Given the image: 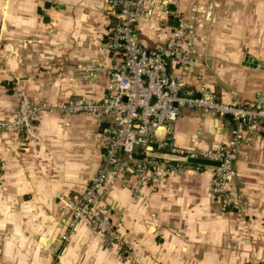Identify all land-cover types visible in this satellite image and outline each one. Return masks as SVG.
<instances>
[{"label": "crops", "instance_id": "1", "mask_svg": "<svg viewBox=\"0 0 264 264\" xmlns=\"http://www.w3.org/2000/svg\"><path fill=\"white\" fill-rule=\"evenodd\" d=\"M108 1L0 0V122L15 117L18 88L34 103L99 98L118 61L102 48L113 22ZM202 1L217 7L211 22L197 26L188 84L205 86L223 104L264 96V0ZM191 2L174 5L187 14ZM175 26L170 19L140 21L136 35L145 46H163ZM227 122L187 110L173 140L189 150L223 146L233 131ZM35 125L37 140L0 129V264H264V130L235 162L232 189L243 213L219 206L211 173L186 172L143 188L137 204L127 190L110 191L98 206L114 234L83 220L63 245L70 215L59 197L82 193L97 173L109 121L42 112Z\"/></svg>", "mask_w": 264, "mask_h": 264}, {"label": "built area", "instance_id": "2", "mask_svg": "<svg viewBox=\"0 0 264 264\" xmlns=\"http://www.w3.org/2000/svg\"><path fill=\"white\" fill-rule=\"evenodd\" d=\"M202 2L192 0L186 14L174 5V0H109L113 22L102 48L118 61L108 68V81L97 99L79 95L56 105L34 103L17 89L15 117L0 122V129L6 132L21 130L27 138L37 140L35 124L42 112L88 114L109 121V133L99 141L103 154L97 173L82 193L59 197L63 213L70 215L67 232L61 238L63 245L83 220L91 222L102 235L114 234L109 217L98 206L110 191L127 190L137 204L144 200L143 188L168 185L172 177L186 172L211 173L210 192L219 206L226 211H245L232 189L235 162L249 138L264 130V96L257 92L242 104H223L205 86L191 88L188 84L196 64L197 26L211 22L217 7L216 3ZM169 19L175 20L176 26L163 46L148 47L139 41L136 28L140 21ZM98 72L94 67L90 79L94 80ZM187 110L201 117L215 113L220 119H228L227 123L233 125L230 141L198 150L177 146L174 126ZM152 153L209 160L219 166L156 159Z\"/></svg>", "mask_w": 264, "mask_h": 264}, {"label": "water", "instance_id": "3", "mask_svg": "<svg viewBox=\"0 0 264 264\" xmlns=\"http://www.w3.org/2000/svg\"><path fill=\"white\" fill-rule=\"evenodd\" d=\"M151 156L156 159H162V160L173 161V162L182 161V162H188V163L195 164V165H204V166H210V167L219 166V163L212 162L209 160H200V159H193V158L186 160L184 158L167 155V154H160V153H152Z\"/></svg>", "mask_w": 264, "mask_h": 264}]
</instances>
